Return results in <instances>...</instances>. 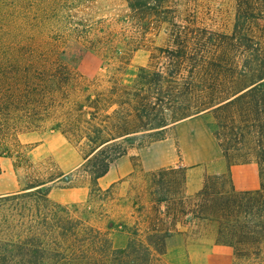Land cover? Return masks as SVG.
Wrapping results in <instances>:
<instances>
[{
	"label": "rangeland",
	"instance_id": "rangeland-1",
	"mask_svg": "<svg viewBox=\"0 0 264 264\" xmlns=\"http://www.w3.org/2000/svg\"><path fill=\"white\" fill-rule=\"evenodd\" d=\"M240 1L163 0L157 12L145 14L132 13L126 0H0V47H35L43 54L29 58L36 65L30 95L23 99L19 90L9 118L20 148L3 142L5 126H0V150L12 156L2 162L5 174L0 187L18 191L35 175L68 173L69 183L51 185V200L108 232L113 248H124L127 236L121 226L133 220L131 209L122 206L129 196L126 182L118 186L113 199L100 200L89 194V178L80 167L90 151L86 135L93 136L99 129L103 137L118 136L121 125L137 127L134 107L139 86L135 83H144L145 96L157 103L155 73L169 63H183L178 83L190 80L195 94L205 83L211 86L205 89L207 95L213 97H228L252 84L259 60H264V42L255 51L261 23L250 16L258 0H248L246 8L249 16L243 31L253 37L247 49L234 30L237 11L245 8ZM239 21L243 22L241 16ZM179 26L189 53L183 56L170 53L183 46L175 38ZM70 45L78 48L63 56ZM218 130L217 114L209 109L168 129L163 140L144 139L143 146L135 142L127 155L110 166L99 186L105 189L111 179L145 176L161 167L178 166L186 171L215 149L225 159L215 135ZM16 151L33 167L26 166ZM248 159L246 163H256ZM231 160L245 164L240 156ZM191 188L196 189L194 184ZM185 191L193 196L199 190ZM183 230L184 235L169 240L166 264H264L263 256L257 261L251 257L237 260L230 248L218 245L213 222L196 219Z\"/></svg>",
	"mask_w": 264,
	"mask_h": 264
},
{
	"label": "trees",
	"instance_id": "trees-1",
	"mask_svg": "<svg viewBox=\"0 0 264 264\" xmlns=\"http://www.w3.org/2000/svg\"><path fill=\"white\" fill-rule=\"evenodd\" d=\"M126 1L132 13L146 14L160 9L159 2L163 0ZM153 1L157 4L153 5ZM239 3L245 8L243 12L237 11L234 30L239 32V39L247 49L251 47L248 41H253V37L243 31L249 5L248 0ZM255 6L250 16L261 23V36L255 49L258 52L260 43L264 42V0H258ZM176 29L175 38L183 46L170 53L187 55L186 38L180 26ZM77 48L70 45L61 54L67 55ZM37 55L43 54L35 47H0V126H5L3 142L14 148L21 145L11 133L13 126L9 118L17 104L19 90L22 88L23 99L30 95L31 72L36 65L30 63L29 58ZM259 61L261 64L255 69L252 84L228 97L207 95L205 89L211 87L207 83L197 94L193 93L195 85L190 80L178 83L183 63H169L164 70L155 73L159 91L157 103L145 96L144 83H135L139 86L134 107L137 127L127 129L121 125L118 136L103 137L99 129L93 136L86 135L90 151L80 167L89 178V194L100 200L107 199L126 182L129 196H125L126 203L122 206L131 209L133 220L121 226L127 236L124 248H113L108 232L51 200V185L60 181L69 183L68 173H51L46 177L38 173L29 178L22 189L0 196V264H166L164 256L170 247L169 240L184 235L183 229L193 225L196 219L215 223L216 243L230 248L237 260L251 257L257 261L260 256L264 257L261 251L264 241V60ZM150 82L148 80L146 85ZM209 109L217 114L219 130L215 135L226 161L235 164L231 160L233 156L245 159L243 163L248 158L256 161L260 178L258 190L236 192L229 174L207 175L202 188L188 196L186 171L178 166L161 167L145 176L130 174L105 189L99 187L98 179L107 174L117 159L127 155L135 142L143 146L144 139L163 140L168 129ZM16 153L20 154L19 158L24 156ZM11 157L7 150H0V174L1 159ZM23 160V163L29 162L27 158ZM13 170H17V166H13Z\"/></svg>",
	"mask_w": 264,
	"mask_h": 264
},
{
	"label": "crops",
	"instance_id": "crops-1",
	"mask_svg": "<svg viewBox=\"0 0 264 264\" xmlns=\"http://www.w3.org/2000/svg\"><path fill=\"white\" fill-rule=\"evenodd\" d=\"M189 120H192V119L183 120V121L177 123L175 126H177L178 124H181L183 122H187ZM197 152L200 153L199 149L195 151V153L198 156L199 153H197ZM187 158H189L187 155H186V157H183V164H185V165L188 162ZM6 159L7 158L1 159V167H2V162ZM190 165H192V166H190L189 168L186 169V189H185L189 192H195V191L200 190L201 179L205 175L229 174L232 187L236 192L255 191V190H258L259 185H260L259 167L255 162L251 161V162L245 163V164H229L226 161V159H223L220 157V155L216 149L210 151V155L207 159H200L197 162L192 163ZM4 174H5V172L2 168V172L0 174V177L3 176ZM103 178H104V176L102 178L98 179V181H97L98 185H100ZM119 180H117V181H119ZM117 181H116V179H111L108 181L107 185L109 186L110 184L117 182ZM192 184L195 185V187H196L195 190H193L191 188ZM15 192H17L15 189L3 190L0 187V196L12 194ZM177 248L180 249V247H177Z\"/></svg>",
	"mask_w": 264,
	"mask_h": 264
}]
</instances>
